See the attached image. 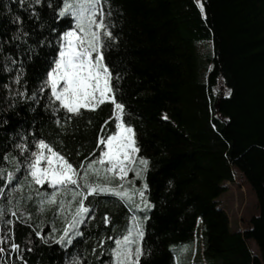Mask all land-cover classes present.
<instances>
[{"label":"trees","instance_id":"obj_1","mask_svg":"<svg viewBox=\"0 0 264 264\" xmlns=\"http://www.w3.org/2000/svg\"><path fill=\"white\" fill-rule=\"evenodd\" d=\"M109 3L118 39L105 51V62L120 75L113 81L117 99L122 96L125 119L135 128L139 155L150 162L147 195L155 207L146 213L140 264H176L174 247L188 244L191 256L193 246L198 248V264H264V0H200L203 12L197 0ZM61 27L48 8L38 22L27 0L23 5L0 0V169L16 177H0V203L8 205L0 225L5 237L0 264H22L11 252V242L20 245L19 255L27 264H71L77 251L87 253L83 264H107L99 240L119 235L129 223L130 213L118 198L90 196L86 203L95 211L81 226L84 235L64 248L48 235H59L53 225L62 226L55 206L41 212L35 193L27 198L23 161L28 153L17 144L27 141L34 150L32 141L44 138L79 166L99 154L101 128L104 134L114 130L110 102L96 110L82 109L67 122L61 111L58 125L45 107L48 90L37 103L26 98L55 54L57 37L50 29ZM18 73L19 84L14 79ZM25 88L26 96L15 95ZM228 89L231 95H226ZM13 157L21 161L19 170ZM237 174L254 192L258 207L243 231L231 230L219 202ZM21 181L25 186L12 201L18 207H12L6 197ZM8 220L12 223L7 225ZM252 240L257 254L249 245ZM112 243L106 241L104 248Z\"/></svg>","mask_w":264,"mask_h":264},{"label":"snow or ice","instance_id":"obj_2","mask_svg":"<svg viewBox=\"0 0 264 264\" xmlns=\"http://www.w3.org/2000/svg\"><path fill=\"white\" fill-rule=\"evenodd\" d=\"M18 2L23 5L25 0ZM27 2L32 18L39 22L41 13L48 8L51 10L53 20L58 19L62 27L60 30L50 29L56 32L55 54L46 67L37 89L26 98L37 103L40 94L48 90L45 107L54 115L58 125L61 123L58 116L61 111L65 113L67 122L72 116L81 114L82 109L96 110L106 102L112 105V115L109 119L114 121V130L110 133L104 134L103 127L100 130L97 144L99 154L86 163L81 162L79 166H74L44 138L32 141L34 150L29 149L27 141L17 144V149L28 153L23 161L27 170L24 177L29 189L27 198L31 200L34 192L36 204L41 212L55 206L62 226L56 229L53 225V232H59V235L52 233L48 235L53 242L68 248L73 246L74 240L83 237L81 226L86 223L90 213L95 211L93 204L86 203L88 198L115 196L127 207L130 213L129 223L119 235L102 236L98 247L107 255V264H140L141 258L145 255L143 241L145 221L148 219L146 213L155 207L147 195L149 185L146 173L150 162L146 157L139 155L140 148L135 128L125 119L128 113L122 96L121 99H117L118 90L113 81H119L120 75L118 72L114 73L105 62V51L110 50L113 42L118 39L112 32L114 24L111 20L112 8L109 0H27ZM197 3L203 12V3H200V0H197ZM37 7L40 11H37ZM40 26L43 27L42 24ZM14 79L19 84L20 74L18 73ZM26 93L27 88L23 93L17 91L15 95L26 96ZM226 95H231V89L227 90ZM163 118L168 119L167 115ZM12 163L19 170L21 161L13 157ZM130 172L134 174L132 178H129ZM0 177L8 181L16 178L14 172H5L4 169H0ZM137 179L142 181L139 186L136 185ZM24 181L19 182L16 187L23 190ZM45 184L51 186L50 191L41 190ZM14 193L15 189L8 194V203L12 207H18L12 205V201L16 199ZM3 196L4 193L0 191V197ZM4 214V204L0 203V218H3ZM11 216L20 219L17 211H11ZM103 219L107 225L109 223L107 214ZM7 223L11 224L12 221L8 220ZM36 235L41 236V232L37 231ZM4 240L5 237L0 236V243ZM106 241L113 243L104 248ZM44 242L48 243V240ZM19 249V244L10 243L11 252L17 254L22 264H27L23 256L19 255ZM95 251L94 248L93 252ZM3 252L4 249L0 247V253ZM86 256V252L77 251L73 254L71 264H83Z\"/></svg>","mask_w":264,"mask_h":264},{"label":"rangeland","instance_id":"obj_3","mask_svg":"<svg viewBox=\"0 0 264 264\" xmlns=\"http://www.w3.org/2000/svg\"><path fill=\"white\" fill-rule=\"evenodd\" d=\"M130 177H131V172L129 173V178ZM141 183L142 181L138 179L136 180L137 186H139ZM227 186H228V190L219 198L220 205L225 209V211L229 215L231 230L243 231L245 222L250 218V216L258 212L256 196L252 191V189L249 187V185L246 183L244 178L241 177L239 174L236 175L235 179L232 182H227ZM14 189L18 194L20 193V188L15 187ZM6 204H8V197H6ZM7 206H6L7 209L5 208V214L3 218H5L8 214ZM3 218H0V225L2 224ZM6 224L8 225L7 221ZM198 240L199 239L196 237L195 241L197 242ZM249 245L254 254L259 253L258 246L256 245L254 240L250 241ZM191 248L192 247H190L189 244L181 245L180 247L175 246L174 247L175 263L198 264L195 261V255H197L198 248L196 246H193L192 249L193 256H191V254L189 253Z\"/></svg>","mask_w":264,"mask_h":264}]
</instances>
